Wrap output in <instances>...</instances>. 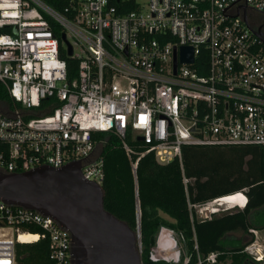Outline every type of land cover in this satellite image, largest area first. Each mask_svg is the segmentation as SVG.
Masks as SVG:
<instances>
[{
    "label": "built area",
    "instance_id": "1",
    "mask_svg": "<svg viewBox=\"0 0 264 264\" xmlns=\"http://www.w3.org/2000/svg\"><path fill=\"white\" fill-rule=\"evenodd\" d=\"M116 1L118 7L63 0L57 8L44 0H0V83L11 101L0 104V171L79 160L83 176L102 187L95 132L119 139L133 173L147 154L160 164L181 163L186 145H257L264 159V0ZM56 27L77 61L71 79ZM183 46L192 61L180 60ZM182 181L186 189L189 180ZM218 199L193 205L202 206V220L214 213L205 206ZM25 232L37 235L32 242L48 240L54 264H73L66 229L0 199V264H18L15 248L27 243L19 241ZM155 245L152 261L175 250L168 259L189 264L185 243ZM193 248L196 264L217 262L219 252L202 256L197 243Z\"/></svg>",
    "mask_w": 264,
    "mask_h": 264
},
{
    "label": "trees",
    "instance_id": "2",
    "mask_svg": "<svg viewBox=\"0 0 264 264\" xmlns=\"http://www.w3.org/2000/svg\"><path fill=\"white\" fill-rule=\"evenodd\" d=\"M44 1L57 8L63 2ZM110 3L119 6L116 0H110ZM126 5L128 8L133 7L131 1ZM255 18L258 22L261 19L260 16ZM56 30L62 38L63 33L58 27ZM61 56L66 61L67 76L71 79L75 76L77 61L66 51H62ZM1 103L10 104L11 101L0 83ZM93 136L97 141L101 140L98 149L104 162V207L134 231H137L136 196L138 198L142 264L164 262L150 259L160 227H168L181 236L187 253L191 255L189 264H196L197 260L194 243H197L202 256L219 252L214 264H256L248 259L244 251L245 245L252 239L242 242L230 236V233L248 234L250 228L264 227V159L261 147L186 145L182 147L181 163L174 158L160 164L151 154H147L139 159L133 173L130 159L115 135L95 132ZM183 176L189 180L186 192ZM219 197L244 207L218 216L212 215L205 220L193 215L189 204L193 206ZM214 202L206 208L207 212H217ZM161 212L173 221L164 218ZM259 216L262 218L261 223L255 222ZM30 231L37 232V229ZM234 240L238 241V245L229 247L225 244ZM48 254L47 239L17 243L15 248L16 261L21 264H54Z\"/></svg>",
    "mask_w": 264,
    "mask_h": 264
},
{
    "label": "water",
    "instance_id": "3",
    "mask_svg": "<svg viewBox=\"0 0 264 264\" xmlns=\"http://www.w3.org/2000/svg\"><path fill=\"white\" fill-rule=\"evenodd\" d=\"M62 39L70 55L64 33ZM180 60L192 61L190 48L181 47ZM0 199L48 215L66 229L73 264H142L137 196L134 231L105 209L102 187L83 176L79 160L59 167L46 164L21 172L0 171Z\"/></svg>",
    "mask_w": 264,
    "mask_h": 264
},
{
    "label": "rangeland",
    "instance_id": "4",
    "mask_svg": "<svg viewBox=\"0 0 264 264\" xmlns=\"http://www.w3.org/2000/svg\"><path fill=\"white\" fill-rule=\"evenodd\" d=\"M139 1L140 2H145V0H139ZM182 183H183V181H182ZM184 190L186 192L185 185H184ZM209 204L207 206H205V207L210 206ZM214 206H215V208H217V212H214V213L210 214L211 217H212V215L218 216V215H221V214H223L225 212H228V211H234V210L240 209L236 205L229 204L225 199H220V200L215 201L214 202ZM201 207L202 206H198V205L197 206H191V210L193 212V215L197 219H201V216L204 213V210H202V212L200 211ZM262 213L264 214V210H263ZM160 214L164 218H166V219H168L170 221H173V219L168 217L166 214H164L162 212ZM161 228L162 227H160L159 230H158V234H157V238H156L155 244H157V243H183L181 236L179 234L175 233V231H173L172 229H170L168 227H163L164 228L163 230ZM169 230H171L172 233H170ZM8 231H9L8 235L12 236L11 231L10 230H8ZM164 231L167 232V233H164ZM256 231H257L256 235L253 233L254 240H256V242H254V240H253L254 244L251 247V251L250 252L246 251V254L248 255V259L249 260L255 261V260H253L252 257L250 258V256L252 255V256L261 257V259L264 261V229H262V231H260V230H256ZM160 234H161V236H160ZM246 235L247 234H242L240 232L230 233V236H233V237L237 238L238 240H242V242L245 240ZM225 244L227 246H229V247H234L235 245H238V241H236V240L227 241ZM155 246L157 247V245H154V247L152 249V252L155 250ZM249 253H251V254H249ZM163 261H164L163 264H182L181 261L178 262V263H174L173 261L168 259V257L167 258L165 257V259ZM227 261H229V259H227ZM226 264H228V262H226Z\"/></svg>",
    "mask_w": 264,
    "mask_h": 264
},
{
    "label": "bare ground",
    "instance_id": "5",
    "mask_svg": "<svg viewBox=\"0 0 264 264\" xmlns=\"http://www.w3.org/2000/svg\"><path fill=\"white\" fill-rule=\"evenodd\" d=\"M213 202H211V203H213ZM164 233H167V232L164 231ZM160 236H161V234H160ZM35 239H37V235L35 233L25 232V233H20V235H19V241H21V242H27L28 243V242L34 241ZM168 246H171V244H169ZM164 253H165V256L168 258L176 256L175 250H168L167 252H164Z\"/></svg>",
    "mask_w": 264,
    "mask_h": 264
},
{
    "label": "flooded vegetation",
    "instance_id": "6",
    "mask_svg": "<svg viewBox=\"0 0 264 264\" xmlns=\"http://www.w3.org/2000/svg\"><path fill=\"white\" fill-rule=\"evenodd\" d=\"M262 21V20H261ZM260 21V22H261ZM257 23H259L258 21H257ZM261 220H262V218L259 216L258 218H256V220H255V222H258L259 221V223H261ZM262 229H264V227L263 228H259V229H254V230H260V231H262ZM252 229L250 228L249 229V233L246 235V238H245V240L246 241H249L250 239H252L249 243H247L246 244V246L244 247V249L246 248V247H249V250L247 251V252H250L251 251V247L253 246V244H254V242H256V240H254V235H253V232L251 231ZM253 240H254V242H253ZM245 251V250H244ZM246 252V251H245ZM249 254H251V253H249ZM253 258V260H255V257L256 256H250V258ZM252 261V260H251ZM256 264H264V261L260 258V260H255L254 261Z\"/></svg>",
    "mask_w": 264,
    "mask_h": 264
},
{
    "label": "crops",
    "instance_id": "7",
    "mask_svg": "<svg viewBox=\"0 0 264 264\" xmlns=\"http://www.w3.org/2000/svg\"><path fill=\"white\" fill-rule=\"evenodd\" d=\"M229 204H233V203H229ZM233 205H235V204H233ZM246 205V204H245ZM240 209H242L243 207H239ZM238 210V209H237Z\"/></svg>",
    "mask_w": 264,
    "mask_h": 264
},
{
    "label": "clouds",
    "instance_id": "8",
    "mask_svg": "<svg viewBox=\"0 0 264 264\" xmlns=\"http://www.w3.org/2000/svg\"><path fill=\"white\" fill-rule=\"evenodd\" d=\"M220 198V197H219Z\"/></svg>",
    "mask_w": 264,
    "mask_h": 264
}]
</instances>
